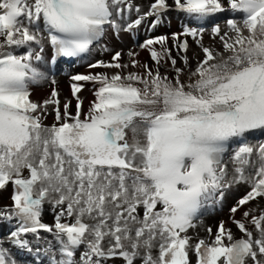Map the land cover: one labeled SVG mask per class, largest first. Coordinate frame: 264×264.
Wrapping results in <instances>:
<instances>
[{
  "label": "snow or ice",
  "instance_id": "obj_1",
  "mask_svg": "<svg viewBox=\"0 0 264 264\" xmlns=\"http://www.w3.org/2000/svg\"><path fill=\"white\" fill-rule=\"evenodd\" d=\"M170 10L199 25L180 34L202 51L186 81L160 36L142 47L158 66L170 60L171 78L146 64L144 74L125 73L116 51L113 62L89 67L120 71L71 78L96 86L87 112L81 84L71 88L75 114L70 102L61 110L55 90L42 105L30 99V86L47 79L36 63L45 45L80 57L107 31H132L149 17L154 29ZM225 12V27H211L220 48L205 46L203 25ZM180 35L171 40L187 53ZM48 105L52 125L44 124ZM256 131H264V0H151L147 11L133 0H0V190L14 189L0 222L15 221L18 249L31 252L25 237L43 241V232L52 239L35 250L48 264H191L190 254L196 264H264V209L233 218L240 237L223 222L207 238L187 234L233 185L250 190L232 213L264 199V143L249 136ZM45 203L53 224L41 220ZM0 264L20 262L0 246Z\"/></svg>",
  "mask_w": 264,
  "mask_h": 264
},
{
  "label": "bare ground",
  "instance_id": "obj_2",
  "mask_svg": "<svg viewBox=\"0 0 264 264\" xmlns=\"http://www.w3.org/2000/svg\"><path fill=\"white\" fill-rule=\"evenodd\" d=\"M150 2H151V0H139V2L136 4H139L142 7V9L146 10L148 8V5L150 4ZM132 15H136V14L133 12V13H130L129 16H132ZM228 15H229V13L226 12L225 16L228 17ZM126 21H130V19H127ZM217 22H220V20H218ZM187 23H188V21L185 20L184 18L183 19H181L180 17L176 18L173 21V24L170 28H166L162 32H160V34L152 37V38H157L160 36H168L169 37L168 45H170L177 52L176 57L178 58V60H177V64L175 67L183 69V75H182L181 79L185 80V81L187 80L188 73L191 70L195 69L197 60L202 57V51H201L200 47H198L195 40L192 39V45L190 46V49H192V46H193V47H197L198 51H197L196 55L189 54L188 66L186 67L184 65L183 60L181 59L182 55L178 54L179 51L175 47L173 41H171L170 35H172V34L180 35L181 34L180 27L182 25L185 26V24H187ZM220 26L222 29L225 27V25H223V27H222V25H220ZM144 29L145 28H142L141 32L136 30L137 34H140V35H136V34L131 35L128 33V31H121L117 35V34H114L113 31L111 30V32H110L111 42L109 43V45L107 44V46L105 48H103V51H101L97 55L93 56L94 58H93L91 63H96L98 61L113 62L112 61V55L114 54V52L120 51L121 52L120 62L122 64L129 65V67L127 69H124L125 73L134 72V73L144 74L146 69L143 67V65L146 64L153 71H155L158 67L160 73H162L164 75H168L171 78L172 76L175 75V69L171 65L170 60L167 61L166 63H163V61H161V64L158 66L154 61H152L150 59L148 49H145L142 47L145 40H147L149 38L145 34H143ZM141 36H144V38H143V41L141 43H139L138 39L140 38V40H142ZM211 38H213L214 40H210ZM202 43L208 47L220 48V44L211 35V32H209V33L206 31L203 32ZM156 46H159V45H156ZM105 49H107V50H105ZM129 52L133 53V55L130 56ZM133 60L137 61L136 67L131 66ZM91 63H88L87 65L81 64L82 69L80 72H77L76 74H82L83 73L84 75H88V74H97V73H110L111 71H113V72L120 71L118 69H104V68L93 69V68L89 67V64H91ZM40 66H41L42 71L46 74V76L52 75L55 73L53 70H51L49 68H44L42 66V64ZM72 76H74V75L71 73L63 75L62 72H60L59 77L56 76L52 79H48V78L45 79V80H49V82H47L48 83L47 84L48 90L46 91L43 88H39L34 93V96L41 98V105H42L45 100L51 98V92L53 90H55L58 93L57 99H59L61 102V105H60L61 110L63 109V104L65 102H70V108L69 109L75 110V105L77 103V100L75 97H73L71 88H72L73 84H81L83 86L82 91L80 93H78L77 95L82 99V101L84 103L83 108H87L88 103L93 101L95 98L94 94H93L94 92L91 89V87L94 85L92 83H89V82L74 81L71 79ZM53 81H55V83H53ZM60 89L62 91L61 94H60V91L58 92V90H60ZM52 106L53 105H48V110L45 113V117H46L45 124L46 125H52L55 122V113L53 115H51ZM260 136L263 137L264 135H260ZM259 140H260V143H264V138L259 139ZM254 143H257V141ZM25 173H27V172H25ZM233 188H234V190H233ZM248 190H250V189L245 184L233 185L231 187V192H229V199H227V201H226V203L231 205L230 208H228V207L222 208L225 206V204L222 206L221 205H219V206L215 205L214 207L208 205L206 207L205 213L203 215V218L205 220L204 221L205 223L202 226L203 228L201 230L195 231V233H194L195 235H193V237L199 236L201 238H207L208 237L207 229L209 227H211L213 229V232H216L220 222L224 223L226 229H229V230L234 231V232L237 231L238 228L233 223V218L235 220H237V219L241 220L242 219V217L239 218V211L242 207L236 213H232L231 208L236 206L237 200L240 199L243 195H245ZM2 196L4 198V203H5L6 198L9 197V193L5 191V192H3ZM243 207H245L248 210L249 209H256L255 212H258L261 209H264V199L258 198L257 201H252L248 205H245ZM243 211H244V208L242 209L241 213ZM47 213L49 214V216L54 217V214L51 210V205H49V210L47 211ZM11 229H12V224H10V225L5 224L3 226L2 225L0 226V243L1 244H3L5 235L10 233ZM47 240H49V239H47ZM45 247H47V243H45L44 248ZM153 252H154V254H156V249H154ZM41 256H42V254L39 253L37 259L28 257L23 261V264H47V261L44 258H42ZM109 264H123V261L121 263L120 259H115V260L110 261ZM139 264H140V262H139Z\"/></svg>",
  "mask_w": 264,
  "mask_h": 264
},
{
  "label": "rangeland",
  "instance_id": "obj_3",
  "mask_svg": "<svg viewBox=\"0 0 264 264\" xmlns=\"http://www.w3.org/2000/svg\"><path fill=\"white\" fill-rule=\"evenodd\" d=\"M223 22H225V20L223 21ZM210 40H214L213 38H211ZM199 47V46H198ZM197 51H198V49H197V47H193L192 48V55H196L197 54ZM111 73H112V71H111ZM110 73V74H111ZM40 84V83H39ZM41 87H44V86H42V85H40ZM41 100V98H38V100ZM89 104L90 103H88V107L87 108H89ZM233 190H234V188H233ZM244 207H242L241 209H240V211H239V218H240V216H241V211H242V209H243Z\"/></svg>",
  "mask_w": 264,
  "mask_h": 264
}]
</instances>
